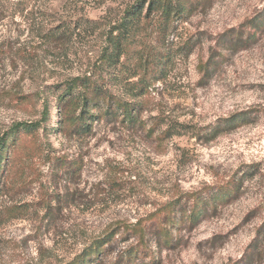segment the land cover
Returning a JSON list of instances; mask_svg holds the SVG:
<instances>
[{"label": "rangeland", "instance_id": "1", "mask_svg": "<svg viewBox=\"0 0 264 264\" xmlns=\"http://www.w3.org/2000/svg\"><path fill=\"white\" fill-rule=\"evenodd\" d=\"M72 1L0 0V140L13 125L38 117L39 105L22 106L19 100L81 72L87 42L76 44L65 60L49 56L38 37L55 24L53 19L71 15ZM129 1L79 4L88 18L100 20ZM263 10L264 0H218L192 17L181 39L196 36L202 44L177 64L175 84L158 90L166 111L197 130L244 111L258 110L256 121L207 144L188 136L161 144V131L149 132L154 122L150 113L145 114L147 130L103 123L81 139L53 135L58 155L79 161L82 170L74 177L56 163L41 160L32 164V181L16 179L15 190L1 204L27 205L32 213L0 225V264L69 262L113 231L118 232L115 246L120 252L131 244L120 239L125 224L146 218L188 192L221 187L245 173L238 199L211 211L194 229L184 226L177 247L160 250L153 245L152 250L157 264H264V230L257 242L260 250L252 261L246 258L264 224V34L253 46L229 52L210 79L202 80L198 69L225 32ZM43 195L53 202L62 200L60 207L52 203L56 208L49 223L43 218Z\"/></svg>", "mask_w": 264, "mask_h": 264}, {"label": "trees", "instance_id": "2", "mask_svg": "<svg viewBox=\"0 0 264 264\" xmlns=\"http://www.w3.org/2000/svg\"><path fill=\"white\" fill-rule=\"evenodd\" d=\"M83 1H72L69 17L53 19L55 24H49L38 34L49 56L58 59L69 60L78 43L87 42L89 49L80 57V73L64 77L60 83L17 102L35 108L39 105L41 110L36 120L13 125L0 140V225L32 213L27 205L3 208L1 200L15 190L17 178L24 182L33 180L34 162L56 163L62 172L79 176L82 164L59 156L53 135L81 139L103 123L127 130H147L149 119L145 114L150 113L154 114V122L149 132L161 131V144L182 136L207 144L259 117L258 110L244 111L197 130L174 119L158 93L161 86L175 84L177 64L187 61L202 44L196 36L181 39L180 35L186 34L185 25L196 14L210 10L218 0H130L118 11L111 8L115 14L100 20L87 17L84 5L79 4ZM224 34L209 59L198 66L202 80L213 76L228 59L229 52L247 49L260 41L264 34V10L259 17ZM244 175L221 187L188 192L146 218L125 224L120 239L131 244L120 252L115 246L118 232L113 231L61 264H157L153 245L160 250L177 247L184 226L194 229L211 211L238 199L246 181ZM42 199L46 212L43 218L49 223L56 208L52 203L60 207L62 200L53 202L50 195H43ZM263 230L264 224L249 247V262L261 248L257 242ZM110 256L114 258L107 262Z\"/></svg>", "mask_w": 264, "mask_h": 264}]
</instances>
